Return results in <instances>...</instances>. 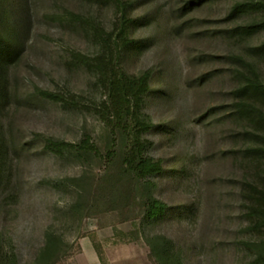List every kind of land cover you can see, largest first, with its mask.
<instances>
[{"label":"rangeland","instance_id":"374dc122","mask_svg":"<svg viewBox=\"0 0 264 264\" xmlns=\"http://www.w3.org/2000/svg\"><path fill=\"white\" fill-rule=\"evenodd\" d=\"M249 1L264 0H0L24 37L0 79V264H91L86 242L101 264H264V119L246 110L264 113L248 87L264 82V7L234 13ZM104 60L152 74L135 109L163 171L129 168Z\"/></svg>","mask_w":264,"mask_h":264},{"label":"trees","instance_id":"16d2710c","mask_svg":"<svg viewBox=\"0 0 264 264\" xmlns=\"http://www.w3.org/2000/svg\"><path fill=\"white\" fill-rule=\"evenodd\" d=\"M264 7V1L256 2L249 1L238 3L234 7V13L243 11L247 8H261ZM135 20H128L126 16L123 17V23L119 29L121 35H125L123 41L128 42V32ZM20 23L16 20L15 11L12 14L5 12V9L0 11V79L3 76L8 65L16 63L24 50V37L19 33ZM260 24H253L249 28L251 30L257 29ZM139 42L136 43L138 45ZM120 45V42L117 44ZM104 84L110 93L111 101L107 105L109 111V119L113 125H121L129 135L130 146L126 156V161L129 168L137 174L149 175L159 173L164 170L163 161L160 158H153L145 156L144 151L146 142L140 137L142 132L148 131L153 127L152 121L141 115L135 109V101L152 91L150 72L144 73L139 77L129 76L121 71H116L115 67L106 60L100 65ZM249 89L254 92H264V82L258 77L253 79L249 84ZM39 92L50 99H62L58 94L46 90H39ZM248 112H257L259 118L264 119L262 110H257L253 107H247ZM69 144L55 139H48L47 147L55 149L58 152H63V146ZM92 147L90 139L87 138L86 144L82 147ZM174 164V162H172ZM259 193L258 209L264 218V190ZM147 215L155 217L160 214H165L167 204L159 199H152L148 203Z\"/></svg>","mask_w":264,"mask_h":264},{"label":"crops","instance_id":"0c3cea01","mask_svg":"<svg viewBox=\"0 0 264 264\" xmlns=\"http://www.w3.org/2000/svg\"><path fill=\"white\" fill-rule=\"evenodd\" d=\"M83 251L90 259L91 264H101L100 256L92 243L86 242L85 246L83 247Z\"/></svg>","mask_w":264,"mask_h":264}]
</instances>
